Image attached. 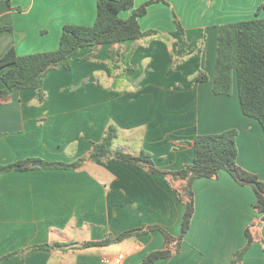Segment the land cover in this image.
I'll use <instances>...</instances> for the list:
<instances>
[{
  "label": "crops",
  "instance_id": "crops-1",
  "mask_svg": "<svg viewBox=\"0 0 264 264\" xmlns=\"http://www.w3.org/2000/svg\"><path fill=\"white\" fill-rule=\"evenodd\" d=\"M134 1L137 8L150 0ZM263 1L152 4L139 19L141 30L165 33L170 38L168 48L156 39L137 43L130 59L134 69L129 71H124L122 61L135 44L101 47L94 53L101 64L80 62L91 54L82 50L71 71L61 68L45 77L44 103L38 102L32 89L0 98V166L34 162L33 169L0 177V259L9 256L0 264H110L119 255L125 256L123 264H141L149 253L166 248L160 231L117 246L85 248L84 244L113 240L126 230L144 227H158L174 237L181 234L186 206L162 176L116 161H88L79 170L42 168L41 161L70 164L89 157L92 143L101 141L110 122L119 128L115 149L136 155L148 152L155 167L164 171L193 162L190 143L197 135L235 129L237 164L264 181L262 126L242 113L236 84L231 96L213 91L219 27L255 18ZM97 2L0 0V58L12 47L19 56L57 50L65 25L95 23ZM131 13L123 11L120 16L125 20ZM175 15L182 20L187 45L185 62L173 70L171 54L183 43L174 26ZM259 17L264 18V11ZM164 20L169 25H163ZM185 20L208 22L186 24ZM117 49L122 55L112 73L102 62ZM5 70L0 68V90ZM199 73L207 80L199 82ZM86 79L88 83L78 91H63ZM193 190L195 212L181 250L156 264H231L247 243V230L256 244L242 264H264V222L253 210L255 192L225 171L214 179L195 180ZM70 226L87 230L88 241L82 245L60 241ZM44 244L52 248L33 249ZM54 244L68 247L56 249Z\"/></svg>",
  "mask_w": 264,
  "mask_h": 264
},
{
  "label": "trees",
  "instance_id": "trees-1",
  "mask_svg": "<svg viewBox=\"0 0 264 264\" xmlns=\"http://www.w3.org/2000/svg\"><path fill=\"white\" fill-rule=\"evenodd\" d=\"M159 2L166 3L165 0H150L135 8L134 0H98L95 23L92 26L65 25L57 50L19 56L12 47L0 58V68H6L2 75L4 88L0 90V98L8 97L16 91L32 89L36 92L38 102L44 103L47 97L43 90V81L48 73L61 68L70 70L73 59L86 49L95 53L105 45L135 44L125 54L122 61L124 71L134 69L130 65V59L137 43L149 39H163L165 42L170 40L168 36L161 35L157 30H141L139 19L147 15L149 6ZM123 11H132L128 19L121 18L120 14ZM261 11H264V1L256 10L255 18L227 23L219 27L213 91L216 95L231 96L236 84L242 113L257 120L264 131V18L259 17ZM174 17L177 33L183 38V43L177 48L175 59L173 58V66H176L185 62L187 43L184 28L176 15ZM112 55L114 59L111 64H114L113 69L115 70L122 53L117 49L112 51ZM206 80V74L199 73L198 81ZM118 135L119 128L115 123L110 122L101 141L92 143L89 157L81 158L70 164L41 161L42 168L79 170L88 161L102 163L116 161L147 169L153 174L162 176L186 206L181 234L174 237L161 228L144 227L126 230L113 240L108 238L100 242H87L84 244L85 248L108 246L157 230L163 234L166 248L149 253L141 264H156L159 260L172 258L180 252L181 245L191 226L195 212L194 181L203 178L214 179L221 171L229 173L240 185L253 188L256 196L254 207L261 215V222H264V181L237 164V130L197 135L190 143L194 149L193 162L176 171L157 169L152 155L148 152L141 151L136 155L122 149H115L114 144ZM32 163L34 162L28 160L0 166V177L5 173L33 169L30 167ZM246 237V246L235 253L231 264H240L246 251L255 242L248 230ZM53 247L64 249L68 245L54 244ZM51 248L49 244H44L35 246L33 249ZM8 258L9 256L1 258L0 263Z\"/></svg>",
  "mask_w": 264,
  "mask_h": 264
},
{
  "label": "rangeland",
  "instance_id": "rangeland-1",
  "mask_svg": "<svg viewBox=\"0 0 264 264\" xmlns=\"http://www.w3.org/2000/svg\"><path fill=\"white\" fill-rule=\"evenodd\" d=\"M165 21V20H164ZM178 21H180V23L182 24V20H178ZM186 21V24L188 23V24H203V23H207L208 22V20H185ZM163 25H169L168 23H167V21H165L164 22V24ZM224 25V24H223ZM174 26H175V28H176V25H175V20H174ZM160 32V34L162 35H166L165 33H163V32H161V31H159ZM167 36V35H166ZM169 38V37H168ZM153 40H146L145 42L147 43V44H149V43H151ZM157 41H161L162 43H164V44H166V47L168 48L169 47V44H168V42H165V41H163V39H157ZM84 51H86V50H84ZM82 52V51H81ZM80 52V53H81ZM91 53V52H90ZM95 54L94 53H91L90 55H88V56H86V57H84V59L83 60H79L80 62H83V63H93V62H95V63H97V64H101V62L99 61V60H97V59H95V56H94ZM173 58L175 59V53H172L171 54V60H172V65H173ZM113 59H114V57L112 56V58L111 59H109V60H107V61H103L102 62V65H104V66H106V67H108V70L110 71V72H112L113 73V71H114V64H111L112 62H113ZM74 60V59H73ZM72 63H73V61H72ZM71 63V64H72ZM175 66V65H174ZM174 66H173V70H174ZM71 68H72V65H71ZM57 70H59V69H54V70H52V71H57ZM65 70V69H64ZM51 71V72H52ZM66 71H71V69L70 70H66ZM88 83V80L86 79V80H84V81H81V82H72L69 86H67V87H65L64 89H63V91H67V92H69V93H74V92H76V91H78L79 89H81V88H83V86H85L86 84ZM102 83V82H101ZM102 85L104 86V84L102 83ZM106 86V85H105ZM43 88H44V85H43ZM44 90V92H45V94H46V97H47V92L45 91V89H43ZM109 124V123H108ZM87 128H88V124H87ZM115 143H117V141L115 142ZM87 171H89V174H94V169H91V168H88L87 167ZM94 178H96L95 176H93ZM261 180V179H260ZM261 181H263V180H261ZM237 183V182H236ZM239 184V183H238ZM241 186H243V185H241ZM246 187H249V188H251V190H253V188L251 187V186H247L246 185ZM254 191V190H253ZM256 203V202H255ZM254 206H255V204H254ZM248 207H250V204L248 203ZM254 211H256V209H255V207H254V209H253ZM258 226H259V224H258ZM260 227V226H259ZM90 234H89V232L87 231V230H83V229H76V228H74L73 226H70L69 227V229L64 233V236L62 237V238H60V241H62L63 243H68V244H70V243H78V245H82L85 241H88V239H89V236ZM113 244H115L114 246H117L119 243H113ZM255 244H256V241H255ZM259 244V243H258ZM253 245H254V243H253ZM252 245V246H253ZM246 246V245H245ZM252 246L249 248V250L252 248ZM262 247V245L260 244V248ZM104 248V247H103ZM244 248V247H243ZM249 250H247L246 251V253H245V255L249 252ZM258 250H260V249H258ZM255 254V253H254ZM263 254H264V251H263ZM256 255H260L259 253H256ZM261 256V255H260ZM64 264H70L69 262H66L65 261V263ZM240 264H242V262L240 263Z\"/></svg>",
  "mask_w": 264,
  "mask_h": 264
},
{
  "label": "built area",
  "instance_id": "built-area-1",
  "mask_svg": "<svg viewBox=\"0 0 264 264\" xmlns=\"http://www.w3.org/2000/svg\"><path fill=\"white\" fill-rule=\"evenodd\" d=\"M124 260H125V256L119 255L114 260L110 261V264H123Z\"/></svg>",
  "mask_w": 264,
  "mask_h": 264
},
{
  "label": "water",
  "instance_id": "water-1",
  "mask_svg": "<svg viewBox=\"0 0 264 264\" xmlns=\"http://www.w3.org/2000/svg\"><path fill=\"white\" fill-rule=\"evenodd\" d=\"M37 164H38L39 166L41 165V163H39V162H38Z\"/></svg>",
  "mask_w": 264,
  "mask_h": 264
}]
</instances>
